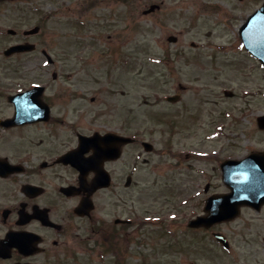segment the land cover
I'll return each instance as SVG.
<instances>
[{
  "label": "rangeland",
  "instance_id": "rangeland-1",
  "mask_svg": "<svg viewBox=\"0 0 264 264\" xmlns=\"http://www.w3.org/2000/svg\"><path fill=\"white\" fill-rule=\"evenodd\" d=\"M77 1L44 0L45 11L54 17L46 24L45 36L51 55L58 59L55 70L63 68L65 79L60 81L67 80L69 84L82 81L78 87L69 89L81 88L79 92L88 99L86 131L98 128L104 121L112 123L116 118L121 123L136 122L138 138L150 142L155 151L146 152L140 145L139 150L144 154L141 160L144 189L142 198L139 195L134 204L142 210L153 206L165 209L161 214L168 215V220L178 218L181 222L175 228L177 236L172 237H159L152 231L153 225L139 233L131 230V240L118 246L129 248L125 264H258L257 259L264 261V212L254 214L246 209L235 221L218 227L231 243L227 251L220 248L211 233H192L186 229L192 209L190 206L188 211V205L196 207L205 183L199 180L196 170L211 168L208 162L194 160L195 153L200 152L203 157L215 153L222 160L243 158L246 153L264 149V131L257 123L264 115V69L239 47L238 41V57L229 50L220 51L214 63L207 53L213 52L212 47L192 49L189 39L203 41L208 30L216 31L214 39L219 42L232 39L231 33L226 37L223 25L215 28L218 21L215 11L205 12L195 24L189 23V17L213 0H195L193 5L190 0H102L83 15ZM162 2L161 11L143 14L152 4ZM6 9L0 10V29L5 36L14 25ZM76 17L85 20L81 26L75 22ZM78 30L86 31L78 37ZM172 35L180 39L177 46L167 41ZM0 38L1 54L8 44L7 38ZM175 48L185 52V56L178 58V76L162 79V75L171 73L172 64L169 57V65L158 62ZM29 59L25 57L24 63ZM3 60L8 62L0 58L2 65ZM51 78L52 71L49 79L54 81ZM194 79L196 82L192 83ZM223 80L227 91L234 95L230 93L229 99L218 104L214 92L219 91ZM179 83L189 86L183 102H165L168 95L179 93ZM101 93L104 94L100 100L102 106L91 105L90 97ZM224 108L229 111L228 117L220 113ZM166 118L170 120L167 124ZM169 151L182 157L189 153L192 157L182 159L187 163L183 164ZM190 164L192 169H186ZM150 184L157 187L146 191L145 187ZM189 195H192L191 202ZM101 206V216L108 219L105 206ZM115 210L112 206L108 213L113 214ZM116 248L91 237L76 249L75 260L69 261L70 264H118L116 254L112 253Z\"/></svg>",
  "mask_w": 264,
  "mask_h": 264
},
{
  "label": "flooded vegetation",
  "instance_id": "flooded-vegetation-1",
  "mask_svg": "<svg viewBox=\"0 0 264 264\" xmlns=\"http://www.w3.org/2000/svg\"><path fill=\"white\" fill-rule=\"evenodd\" d=\"M194 1L190 0V4L193 5ZM77 2L83 15L102 0ZM163 4L152 5L159 6L155 9L159 12ZM6 7L14 24L13 30H16H8L5 36L0 29V37L7 38L8 44L0 54V58L8 61L3 60V65L0 63V245L5 246L3 251L6 253L5 257L0 256V264H70V259L75 260L76 249L86 239L92 237L103 245L121 244L131 240V230L139 233L150 225L155 226L151 229L159 237L177 236L175 228L181 223L178 218L170 221L168 215L161 214L165 209L153 206L142 210L134 204L139 195L142 198L144 189L139 150L143 141L138 139L136 122L121 123L116 118L112 123L104 121L98 128L86 131L89 111L85 103L88 99L79 92L81 88L69 89L78 87L81 80L78 83L71 81L73 84L67 80L60 81L65 79L63 68L55 70L58 59L51 55L45 36L46 24L54 17L45 11L44 0H0V10ZM259 10L263 12L258 19L248 24L249 18ZM207 11L216 12L218 21L215 28L223 25L226 37L232 34L228 42L214 39L217 36L215 30L206 31L203 41L189 39L194 50L212 47L213 52L207 51L212 63L220 51L229 50L238 57L237 41L242 46L243 34L264 36V0H213L205 5V9L189 17V23H197ZM84 21L81 17L75 19L79 26ZM85 31L78 30L76 35L80 37ZM175 41L172 45L177 46L180 39ZM23 45H29V50L13 55L7 52ZM170 52L175 78L178 76L176 72L180 71L177 70L178 58L185 56V52L176 48ZM192 55L195 57L194 53ZM25 57L30 58L27 63H24ZM164 63L169 65L167 60ZM28 64H31L30 68L26 67ZM236 67L240 73L238 63ZM51 71L54 81L49 79ZM29 75L33 79H29ZM224 81L218 86L219 91L214 92L218 104L224 103L227 97L223 91L226 88ZM178 88L180 97L177 103H181L189 86L179 83ZM102 95L91 96V105L98 103L101 107ZM13 98L14 101L11 100ZM220 113L226 117L229 115L227 108ZM107 135L111 139L105 138ZM93 136L100 141L101 161L94 145L81 149V138ZM108 146L111 147L110 152ZM168 153L175 159H181L183 164H187L183 160L192 157L188 153L183 157L172 151ZM195 154L194 160L208 162L211 168L196 170L199 180L205 183L196 207L188 205L187 210L191 209L190 206L192 209L187 224L193 219L210 216L209 198L230 192L221 168L225 158L221 160L215 153L207 157H202L200 152ZM144 161L147 162L146 159ZM186 169L191 170V164ZM97 178L104 186L95 185ZM156 187L150 184L145 190L153 191ZM191 198L189 195V202ZM102 204L108 219L101 216ZM112 206L116 208L113 214L108 213ZM247 209L261 214L264 205L258 210ZM117 211L119 213L116 214ZM110 214L112 220L109 219ZM225 223L186 229L192 233H211L215 237L216 233H222L218 227ZM257 263L264 264V261L257 259Z\"/></svg>",
  "mask_w": 264,
  "mask_h": 264
},
{
  "label": "water",
  "instance_id": "water-1",
  "mask_svg": "<svg viewBox=\"0 0 264 264\" xmlns=\"http://www.w3.org/2000/svg\"><path fill=\"white\" fill-rule=\"evenodd\" d=\"M250 41V40H249ZM250 43V42H249ZM246 43L247 48H249L253 53V44ZM252 43V42H251ZM254 55L260 59L264 64V50H257V52L254 51ZM174 100V99H172ZM259 123L261 128L264 129V116L263 118H259ZM262 160H264V154L263 153H256L248 158V167H254L258 166L260 168L264 169V166L262 164ZM250 162L252 164H250ZM224 168L228 169H238L242 173L237 174V177L240 178V180L235 181L234 183L230 184V187L234 190L232 194L224 196V198H219L216 202L219 203V209H216L215 211L222 215L220 217V220H231L235 219L236 216H238L241 212L240 207L243 205H254L255 207H259L260 205L264 204V171H260L258 174H256V179L249 180L247 175V160L244 161H233V162H227L224 164ZM262 177V178H260ZM221 199V200H220ZM212 201V200H211ZM213 221L210 220L212 223L214 221H219L218 215L216 216ZM219 240L221 242L225 241L219 237ZM228 245V243H226Z\"/></svg>",
  "mask_w": 264,
  "mask_h": 264
}]
</instances>
